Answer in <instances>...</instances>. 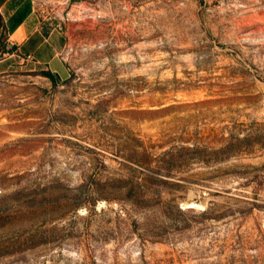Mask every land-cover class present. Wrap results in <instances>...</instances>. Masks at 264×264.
I'll return each instance as SVG.
<instances>
[{"label": "rangeland", "instance_id": "374dc122", "mask_svg": "<svg viewBox=\"0 0 264 264\" xmlns=\"http://www.w3.org/2000/svg\"><path fill=\"white\" fill-rule=\"evenodd\" d=\"M37 3L70 77L0 74V264H264V0Z\"/></svg>", "mask_w": 264, "mask_h": 264}, {"label": "crops", "instance_id": "0c3cea01", "mask_svg": "<svg viewBox=\"0 0 264 264\" xmlns=\"http://www.w3.org/2000/svg\"><path fill=\"white\" fill-rule=\"evenodd\" d=\"M54 1V0H43ZM38 6L37 0H0V74L13 71H51L59 80L70 77L62 57L66 36L64 16ZM63 6L59 7V10ZM32 55L34 61L25 60Z\"/></svg>", "mask_w": 264, "mask_h": 264}, {"label": "trees", "instance_id": "16d2710c", "mask_svg": "<svg viewBox=\"0 0 264 264\" xmlns=\"http://www.w3.org/2000/svg\"><path fill=\"white\" fill-rule=\"evenodd\" d=\"M32 73L47 77L51 80L52 83L57 84L59 82V78L56 74L52 73L51 71H33Z\"/></svg>", "mask_w": 264, "mask_h": 264}, {"label": "built area", "instance_id": "2783aa9c", "mask_svg": "<svg viewBox=\"0 0 264 264\" xmlns=\"http://www.w3.org/2000/svg\"><path fill=\"white\" fill-rule=\"evenodd\" d=\"M25 60L34 61V57L32 55H27L25 56Z\"/></svg>", "mask_w": 264, "mask_h": 264}]
</instances>
